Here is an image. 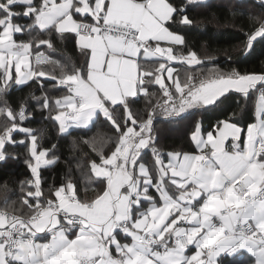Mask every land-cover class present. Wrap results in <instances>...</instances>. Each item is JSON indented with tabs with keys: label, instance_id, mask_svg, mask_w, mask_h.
Instances as JSON below:
<instances>
[{
	"label": "snow or ice",
	"instance_id": "snow-or-ice-1",
	"mask_svg": "<svg viewBox=\"0 0 264 264\" xmlns=\"http://www.w3.org/2000/svg\"><path fill=\"white\" fill-rule=\"evenodd\" d=\"M201 2L0 0V162L22 155L28 169L18 206L0 210V264H264V68L225 70L198 55L186 32ZM248 22L244 56L264 41V12ZM68 41L83 63L46 55ZM29 82L37 88L13 103V87ZM254 92L246 127L235 112L207 129L198 119L186 133L194 151L157 146V116L184 121ZM37 110L61 134L90 131L101 117L110 128L84 141L94 200L71 177L45 190L41 170L59 158L30 126Z\"/></svg>",
	"mask_w": 264,
	"mask_h": 264
},
{
	"label": "trees",
	"instance_id": "trees-1",
	"mask_svg": "<svg viewBox=\"0 0 264 264\" xmlns=\"http://www.w3.org/2000/svg\"><path fill=\"white\" fill-rule=\"evenodd\" d=\"M264 12L259 6V0H203V2L189 7L190 17L196 21L195 25L186 32L190 46L198 55L207 61L208 57H214L220 61L219 66L225 70L229 67H237L241 71L259 70L264 68V41H258L250 55L244 56L241 36L244 30L249 27L248 14H260ZM20 23H27L26 19L19 20ZM57 51H46L50 57L61 63L69 60L72 64L83 63L71 41L64 45H57ZM43 50V49H42ZM226 56H231L233 62L225 63ZM239 61V63H236ZM155 66V65H150ZM206 67H210L206 63ZM179 67V66H178ZM49 71L59 72V67L48 64ZM187 73L181 71V78ZM37 88V85L29 82L21 86H14L10 93L13 103L21 97ZM49 91L55 97L62 95L63 90L53 91L48 85ZM158 86L153 88L156 91ZM37 95L40 93L37 91ZM258 93L254 92L245 99L239 95H233L232 100L226 102L221 108L207 113H198L199 119L204 122L207 129L209 124H215L217 119H224L225 114L231 116L236 113L235 120L241 127H246L253 122L254 109ZM31 103V101H29ZM143 111V100L136 106ZM49 113L41 115L36 111L32 116L31 127L43 128L45 130L42 143L46 146L57 145L55 155L59 158L57 162L41 170L44 178V188L47 190L49 184L59 185L63 180L71 177L80 189V195L86 200L94 198L98 194L100 185L98 183L86 182L82 173H87L90 145H85V140L94 136L112 135L110 128L105 125L101 117L91 130L72 128L67 134H61L58 130V122L48 119ZM159 120H168L166 117L157 116L154 123ZM155 133V131H154ZM75 142V144H74ZM9 152L23 153L22 147H9ZM28 176V169L24 164L23 156L18 159H8L0 162V209L5 205L18 206V201L23 195L21 183ZM247 264V258H246Z\"/></svg>",
	"mask_w": 264,
	"mask_h": 264
},
{
	"label": "crops",
	"instance_id": "crops-1",
	"mask_svg": "<svg viewBox=\"0 0 264 264\" xmlns=\"http://www.w3.org/2000/svg\"><path fill=\"white\" fill-rule=\"evenodd\" d=\"M258 97V96H257ZM257 103V102H256ZM198 113L189 116L184 121L169 122V120H159L154 123V137L157 140V146L164 152L168 151H194V145H192L188 139L187 131L194 120H198ZM145 161L151 162L152 157L149 152L145 155ZM94 198L87 199L88 201L94 200Z\"/></svg>",
	"mask_w": 264,
	"mask_h": 264
},
{
	"label": "built area",
	"instance_id": "built-area-1",
	"mask_svg": "<svg viewBox=\"0 0 264 264\" xmlns=\"http://www.w3.org/2000/svg\"><path fill=\"white\" fill-rule=\"evenodd\" d=\"M46 55L50 56L47 52H46ZM1 210V209H0Z\"/></svg>",
	"mask_w": 264,
	"mask_h": 264
}]
</instances>
